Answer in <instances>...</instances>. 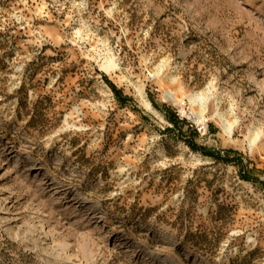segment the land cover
<instances>
[{"label": "rangeland", "instance_id": "obj_1", "mask_svg": "<svg viewBox=\"0 0 264 264\" xmlns=\"http://www.w3.org/2000/svg\"><path fill=\"white\" fill-rule=\"evenodd\" d=\"M54 252L264 264V0H0V264Z\"/></svg>", "mask_w": 264, "mask_h": 264}, {"label": "bare ground", "instance_id": "obj_2", "mask_svg": "<svg viewBox=\"0 0 264 264\" xmlns=\"http://www.w3.org/2000/svg\"><path fill=\"white\" fill-rule=\"evenodd\" d=\"M112 67L113 66L111 65L109 68H112ZM171 79L172 81H175V78L171 77ZM164 95L167 99L173 101L174 103L178 105L180 104V101L178 100L176 93L172 89H166L164 91ZM188 97H189L190 102L194 106H198V110L195 112L196 114L195 119L197 121H202L205 112L209 108L210 96L204 92H192V93H189ZM216 116H218L221 119L225 130L228 132V134L231 135L234 131L236 122H231L227 118H225L224 115L220 113L218 108L216 111ZM259 138H260V132L258 131H253L249 135L250 148H253V146L257 144ZM162 151H163V148L161 147L160 150L158 151V154H161ZM24 211L25 210L22 209L20 213H23ZM38 212H40L39 209H38ZM37 226L42 227L45 231H47L49 237H51L50 239H51L52 244L46 245L45 243H43V240L41 237H34L33 239L34 244H35L34 248H37V247L41 248L42 250L46 251L49 254L56 247H62L61 236L57 232H55L54 229L50 228L44 219H40L38 221ZM17 233L20 235H25L27 237L31 235L28 228L23 222L18 225ZM64 259L65 257L63 256V253L54 252L53 257L50 259V262L51 264H61V260H64Z\"/></svg>", "mask_w": 264, "mask_h": 264}]
</instances>
